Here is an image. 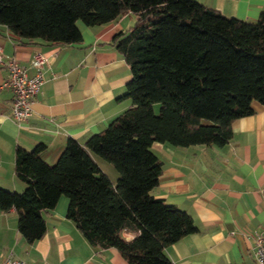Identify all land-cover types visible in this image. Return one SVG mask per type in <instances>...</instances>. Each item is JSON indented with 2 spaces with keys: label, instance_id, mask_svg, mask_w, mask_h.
<instances>
[{
  "label": "trees",
  "instance_id": "trees-1",
  "mask_svg": "<svg viewBox=\"0 0 264 264\" xmlns=\"http://www.w3.org/2000/svg\"><path fill=\"white\" fill-rule=\"evenodd\" d=\"M127 14L135 23L111 42L130 70V106L83 143L69 139L53 164L40 156L43 143L16 147L25 186L0 187V211L14 209L18 232L32 243L46 232L42 213L65 196L66 218L90 244L116 248L128 264H174L164 248L196 226L152 194L162 166L151 145L223 146L232 122L264 103V11L248 21L196 0H0V25L25 43L77 44L80 23ZM97 158L113 165L116 183Z\"/></svg>",
  "mask_w": 264,
  "mask_h": 264
},
{
  "label": "crops",
  "instance_id": "crops-1",
  "mask_svg": "<svg viewBox=\"0 0 264 264\" xmlns=\"http://www.w3.org/2000/svg\"><path fill=\"white\" fill-rule=\"evenodd\" d=\"M196 1L248 21L264 11V0ZM124 17L98 26L80 23L82 42L68 45L25 43L0 25L3 59L15 58L29 75L36 52L48 59L32 113L21 124L11 114V90L1 86L7 70L0 64V187L20 192L25 186L14 169L16 147L43 143L40 156L53 164L69 139L83 143L130 106L123 97L130 70L111 42L136 21ZM252 106L253 113L232 122V137L223 146L151 145L162 166L152 194L185 211L196 226L164 248L174 264H256L254 236H264V103ZM109 177L116 183V175ZM67 205L61 196L42 213L46 232L32 243L18 232L16 211H0V262L12 256L28 264H128L116 248L90 244L66 218Z\"/></svg>",
  "mask_w": 264,
  "mask_h": 264
},
{
  "label": "built area",
  "instance_id": "built-area-1",
  "mask_svg": "<svg viewBox=\"0 0 264 264\" xmlns=\"http://www.w3.org/2000/svg\"><path fill=\"white\" fill-rule=\"evenodd\" d=\"M47 56L42 52H36L32 58L34 74L29 75L18 60L13 57L3 59L0 49V64L7 70V76L1 86L11 90L12 105L11 114L14 120L21 124L32 113L33 99L43 83V69L47 63ZM253 254L256 264H264V236H254ZM0 264H28L24 260L8 256Z\"/></svg>",
  "mask_w": 264,
  "mask_h": 264
},
{
  "label": "rangeland",
  "instance_id": "rangeland-1",
  "mask_svg": "<svg viewBox=\"0 0 264 264\" xmlns=\"http://www.w3.org/2000/svg\"><path fill=\"white\" fill-rule=\"evenodd\" d=\"M121 19H135V17L133 15H129V16L128 15H125V17L124 18H121ZM154 110H155L156 113H158V111H159V103H156L154 105ZM97 159L99 161H102L101 163H102V165L104 167V170H106V172L109 174L108 176H110V174H111V176H114V175L118 176L115 168L113 167V165L111 163H108V162H106L104 160H101L100 158H97Z\"/></svg>",
  "mask_w": 264,
  "mask_h": 264
}]
</instances>
